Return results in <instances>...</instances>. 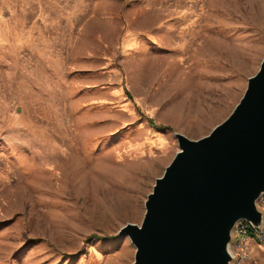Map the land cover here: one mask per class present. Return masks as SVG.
Here are the masks:
<instances>
[{"label": "rangeland", "instance_id": "1", "mask_svg": "<svg viewBox=\"0 0 264 264\" xmlns=\"http://www.w3.org/2000/svg\"><path fill=\"white\" fill-rule=\"evenodd\" d=\"M263 58L264 0H0V264H133L118 232L175 134H209ZM257 236L232 264H264Z\"/></svg>", "mask_w": 264, "mask_h": 264}, {"label": "water", "instance_id": "2", "mask_svg": "<svg viewBox=\"0 0 264 264\" xmlns=\"http://www.w3.org/2000/svg\"><path fill=\"white\" fill-rule=\"evenodd\" d=\"M175 135L179 150L156 179L142 223H127L118 236L135 245L133 264H232L238 222L264 225V58L209 134Z\"/></svg>", "mask_w": 264, "mask_h": 264}, {"label": "built area", "instance_id": "3", "mask_svg": "<svg viewBox=\"0 0 264 264\" xmlns=\"http://www.w3.org/2000/svg\"><path fill=\"white\" fill-rule=\"evenodd\" d=\"M258 203L264 206V195L261 196ZM255 233L258 235L257 237H260L262 241H264V226L262 228H257L247 220H241L234 229V235L236 237L237 235L239 236V238H236L235 244H241L242 247L239 249L243 250L246 248V244L249 242L250 238H255Z\"/></svg>", "mask_w": 264, "mask_h": 264}, {"label": "trees", "instance_id": "4", "mask_svg": "<svg viewBox=\"0 0 264 264\" xmlns=\"http://www.w3.org/2000/svg\"><path fill=\"white\" fill-rule=\"evenodd\" d=\"M152 123V122H151ZM158 127H160L161 129H168L169 127H164V126H158ZM99 238V237H97L96 235H91L89 238Z\"/></svg>", "mask_w": 264, "mask_h": 264}, {"label": "bare ground", "instance_id": "5", "mask_svg": "<svg viewBox=\"0 0 264 264\" xmlns=\"http://www.w3.org/2000/svg\"><path fill=\"white\" fill-rule=\"evenodd\" d=\"M235 237V236H234Z\"/></svg>", "mask_w": 264, "mask_h": 264}]
</instances>
